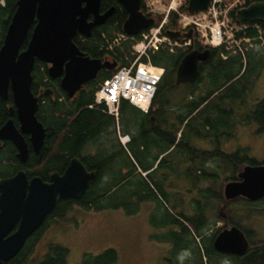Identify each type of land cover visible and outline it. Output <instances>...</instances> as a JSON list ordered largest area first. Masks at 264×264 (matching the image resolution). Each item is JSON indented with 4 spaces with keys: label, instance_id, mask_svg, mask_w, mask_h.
Returning a JSON list of instances; mask_svg holds the SVG:
<instances>
[{
    "label": "trees",
    "instance_id": "1",
    "mask_svg": "<svg viewBox=\"0 0 264 264\" xmlns=\"http://www.w3.org/2000/svg\"><path fill=\"white\" fill-rule=\"evenodd\" d=\"M0 1L1 47L18 0ZM145 1L147 0H142L141 5L144 13L146 12ZM119 8L115 6L114 16L108 19L104 25L94 28L90 38L77 37L73 40L85 56L105 60L108 55L109 59L117 62V68L129 66L134 61L132 45L141 39V34L133 38L127 37L119 45L109 48L115 35L123 34L122 27L126 20V13L122 8L120 11ZM185 8L184 6V11ZM147 16L151 17V15ZM229 16L233 23L239 24L235 18V9L230 12ZM256 24L261 30H264V23ZM167 30H178L175 14L170 15L163 32L165 33ZM244 36L254 39L259 34L253 28L236 34L237 38ZM24 47L25 43L22 49ZM204 49L210 50L211 59L199 65V75L189 83L191 94L197 90L203 80L206 81L211 71L214 74L211 81L214 82L219 77L227 76L226 82L215 86L205 96L197 100L187 97L189 102L184 104L183 111H178V114L170 119L167 114V100L161 95L171 89L173 85L176 86L175 73L183 56L192 50L202 51ZM221 54L228 53L223 48L204 47L194 32L190 38V45L185 48H176L175 52H170L168 48H160L154 53L143 56L141 62L163 68L164 74L157 85L148 113H143L127 101L122 100L119 106L118 121L109 116L101 106L89 108L94 102L93 98L98 85L111 77L115 70H102L95 80L86 83L70 100L57 83L50 81L47 75V66L36 61L32 72L33 94H40L42 88H50L56 98L38 95L39 107L36 116L46 131V137L40 153L38 155L31 153L29 156L26 165L24 164L25 169L29 168L34 175L47 180L51 174H61L71 159L78 158L86 169L95 172L96 176L80 199L59 200L49 221L44 222L28 238L21 252L7 264H64L68 250L59 245L51 244L47 247L44 259H48L44 262L33 261V255L48 230L49 222L65 220L67 214L74 207L93 212L104 209H122L128 215H133L139 211V206L142 203H154L156 210H160L158 213L162 215L161 221L154 225L165 230L166 233L156 238L160 242H167L171 245V258L177 259L179 255L183 256V260H185L190 254L214 255L216 252L212 243L217 230L200 241L196 239L201 237L204 232H208L215 224V220H211L209 216H212L213 213L217 215V208H220L224 200L222 196L224 185L221 186L217 195L212 190L215 183L214 172L217 169H222L223 165L231 164L233 173L225 179V184L228 181L237 180L238 173L245 166L264 164V161L250 160L248 156L244 155L245 149L228 154L222 152L219 146L215 150H202L192 145V141L196 137H217L218 128L221 129L227 125V117L233 114L232 110L225 111L218 108L219 116L213 120L202 119L200 115L205 111L208 99L240 73L241 55H228L226 59H223ZM254 63L258 68H264V47L263 50L258 51V59ZM247 89L246 87L242 88L243 95ZM235 98L238 101L244 99V97ZM204 103L206 104L204 105ZM11 106V94L6 101L0 99V127L11 118L8 111ZM178 108L180 110L181 106ZM124 117L130 122L121 128L124 134L122 136H128L130 132L133 133L135 126H139L140 135L132 136L126 149V146L123 147L117 137L114 138V143L116 142V144L113 143L114 148L118 152L113 156L106 157L110 152L109 149L113 146L110 144L111 137L117 135V123L121 122ZM237 120L245 125L254 123L257 133L264 132V100L255 104L254 109L247 116L244 118L240 116ZM192 121H195L196 125L192 124ZM101 139L107 142L106 145L101 144ZM152 149L155 151H151ZM175 149H177V155L169 156L170 152ZM239 156L243 159H240ZM20 165L12 144L5 143L0 149V177H10L17 169L21 168ZM161 165L170 168L171 177L180 176L192 185L198 198L192 199L187 211L182 209L171 214L166 208L161 207V199L167 196H165L162 181L153 178L154 172ZM220 165L222 166L220 167ZM240 201L246 207L247 216H251L253 213H264V206L260 209L256 208L257 205L264 203V200L253 203ZM236 224L240 226L239 223ZM241 228L245 232L242 226H240ZM219 231L221 230L219 229ZM247 237L250 238V236ZM254 254L255 252H253ZM117 257L116 251L108 248L98 255L85 254L79 264H116ZM258 264H264V246L261 243H258Z\"/></svg>",
    "mask_w": 264,
    "mask_h": 264
},
{
    "label": "water",
    "instance_id": "2",
    "mask_svg": "<svg viewBox=\"0 0 264 264\" xmlns=\"http://www.w3.org/2000/svg\"><path fill=\"white\" fill-rule=\"evenodd\" d=\"M209 0H189L186 11H204ZM127 12L123 33L134 37L149 29L152 18L141 11V0H118ZM100 0H18L16 9L0 47V99L11 94L13 106L9 115H16L19 128L9 119L0 128V140L10 141L17 150L16 157L24 164L28 146L23 135H29L33 151L39 154L46 131L37 119L39 100L32 92V72L35 62L49 65L50 79H60V88L68 98H73L81 88L96 78L102 69L112 71L117 62L101 61L85 56L74 43L76 36L90 38L92 30L104 25L114 8L100 14ZM92 20L89 22V16ZM237 22L264 23V2H254L236 11ZM167 34L173 40L189 39L192 30ZM25 43V47L22 49ZM211 59L209 49L192 50L181 59L175 85L193 81L199 65ZM44 96L52 95L47 88ZM95 172L73 158L61 173L50 175L47 182L38 177L28 179L19 170L12 177L0 180V264L15 258L31 237L57 206L59 200H78L95 179ZM224 186L226 201L239 197L249 202L264 198V165L245 166L238 175ZM214 249L223 254L244 255L249 247L244 234L236 227L223 229L213 242Z\"/></svg>",
    "mask_w": 264,
    "mask_h": 264
},
{
    "label": "rangeland",
    "instance_id": "3",
    "mask_svg": "<svg viewBox=\"0 0 264 264\" xmlns=\"http://www.w3.org/2000/svg\"><path fill=\"white\" fill-rule=\"evenodd\" d=\"M155 1L158 2L155 4ZM188 1L180 0L181 7L187 6ZM231 1L224 0V3L228 5L233 3ZM168 4L169 0H147L145 2L146 13L151 15V18L158 25L164 19ZM232 24L234 23L232 22ZM259 31V36L253 40L250 39L249 42H238V39L235 38L238 43L237 46L242 52L238 51L234 43L227 46L229 56L241 55L242 66L239 68L241 69L239 70L240 73L226 84L224 88L208 99L206 108L204 109L205 111L200 115L202 119L208 118L213 120L219 116L218 108L225 111L232 110L233 114L227 117V125L221 129L218 128V132L216 133L217 137H196L192 141L194 147L202 150H215L219 146L222 152L228 154L245 149L244 155L248 156L250 160L257 162L264 161V132L257 133L254 123L245 125L239 123L237 120L240 116L243 118L247 116L254 109L255 104L257 105L260 101L264 100V68L260 69L254 63L258 59V51L263 50L264 47V31L261 29ZM1 32L2 27L0 26V34ZM120 36L121 34H116L115 38H120ZM197 37L200 41V36L198 35ZM120 40H123V38H120ZM141 41H143V37L132 45L133 53H135L137 45ZM169 41L172 44L171 46L165 44L161 48L170 49L174 45V42L171 39ZM201 44H204L203 41ZM188 45V41H185V43L176 42L172 52H175L176 48H185ZM112 46L111 43L110 47ZM213 76L214 74L211 71L206 81L203 80L193 94H191L190 84L173 85L171 89L165 91L161 97L167 100L168 117L172 119L178 114V111H183L184 104L189 102L187 97H193V100H197L205 96L215 86L222 85L226 82L227 76L219 77L214 82L211 81L213 80ZM243 87L248 88L244 92V95L242 92ZM235 97H244V99L238 101ZM178 106H181L180 110ZM124 118L121 122L117 123V136L124 135L121 128L124 124L126 125L127 122H130V120L127 121ZM195 121H192V124L196 125ZM134 129L133 133L130 132L128 134L129 142L132 136L137 137L140 135L139 126H135ZM100 142L103 145L107 143L104 139H101ZM151 151L155 150L152 149ZM170 155L176 156L177 149L170 152ZM239 158L243 159L240 156ZM214 173L215 183L212 190L217 195L221 186L227 184V182L224 184V181L233 173V167L231 164L223 165L222 169H217ZM153 178L162 181L163 189L166 193L165 196L167 197L161 199V207L166 208L171 214H175L182 209L187 211L189 209V203H191L193 198L197 197L195 191L192 189V185L187 180L180 178V176L171 177L170 168L165 165H161L154 172ZM224 186L222 188V196ZM227 204L228 206H226ZM224 205L226 206L225 210L223 209ZM262 206H264V203L257 205L256 208L260 209ZM158 211L160 212V210H156L154 203H142L139 206V211L133 215H128L122 209H104L93 212L74 207L67 214L65 220H56L48 224V230L37 246L33 255V261L37 263L46 261L48 258L44 259V255L47 252V247L54 244L68 250V256L64 264H79L85 254H91L92 256L98 255L108 248L116 251L118 256L116 264H163V259L166 257L170 244L160 242L156 238L166 233L165 230L154 225L158 224L162 218V215ZM186 211L185 213L188 214ZM216 213H219V215L214 218L215 224L208 232L211 233L223 228L224 215L228 214L229 216H233L245 231L251 233L253 238H258V243L264 246V213H253L251 216H247L246 207L243 206L242 201L236 200L228 202L225 199L220 208H217Z\"/></svg>",
    "mask_w": 264,
    "mask_h": 264
},
{
    "label": "built area",
    "instance_id": "4",
    "mask_svg": "<svg viewBox=\"0 0 264 264\" xmlns=\"http://www.w3.org/2000/svg\"><path fill=\"white\" fill-rule=\"evenodd\" d=\"M153 1V0H152ZM251 0H232L231 4H225L224 0H210L208 7L203 12L189 14L181 11L180 0H169L161 23L151 28L142 35L143 41L137 45L136 58L129 66L119 68L109 79L105 80L95 93L94 102L89 108L101 106L105 112L117 119L120 100H126L143 112H147L150 103L156 93L157 85L164 73L160 67H154L149 63H142L139 59L148 52L157 51L161 46L168 44L170 39L163 34V27L168 21L169 15L175 14L177 24L182 30L192 28L200 36L203 45L212 48L225 47L234 43L237 46L235 34L245 31L253 26L232 24L229 14L233 9H239ZM158 1H155V4ZM122 39L123 36H120ZM120 38L114 40L118 43ZM249 42V38L238 39V42ZM176 42H174V45ZM173 46L170 47L172 51ZM223 56V55H222Z\"/></svg>",
    "mask_w": 264,
    "mask_h": 264
},
{
    "label": "flooded vegetation",
    "instance_id": "5",
    "mask_svg": "<svg viewBox=\"0 0 264 264\" xmlns=\"http://www.w3.org/2000/svg\"><path fill=\"white\" fill-rule=\"evenodd\" d=\"M261 1H264V0H261ZM102 4H104V5H102ZM141 5H142V0H141ZM115 6H117V7H120L119 8V10L120 11H122L121 10V8L124 10V8L121 6V5H119L118 4V0H100V9H99V12H100V14H103V13H105V12H107L110 8H114V11H113V13H112V15H111V17L112 16H114V14H115V12H116V10H115ZM140 11L144 14V15H146L147 16V13L145 12L144 13V11L142 10V7L140 6ZM124 12L126 13V19H127V12L124 10ZM110 17V18H111ZM109 18V19H110ZM92 20V16L90 15L89 16V19H88V21L90 22ZM107 22V21H106ZM102 26V25H101ZM99 27V26H98ZM167 31H172V30H167ZM182 34H184V31L183 32H180V35H182ZM193 34H194V31H192V36H193ZM77 37H81V36H76L75 38H77ZM74 38V39H75ZM180 40H183V38H180ZM107 56V59H105V61L106 60H108L109 58V56L108 55H106ZM40 63V62H39ZM44 64V63H43ZM46 65V64H45ZM47 66V68L49 67V65H46ZM102 70H105V71H108V70H106V69H102ZM102 70H100L99 72H101ZM99 72H98V74H99ZM199 72H200V70H199ZM98 74H97V76H98ZM198 75H199V73H198ZM96 76V77H97ZM197 78V77H196ZM195 78V79H196ZM96 79V78H95ZM94 79V80H95ZM194 79V80H195ZM50 81L52 82V83H57V85L60 87V79L58 78V79H55V80H52V79H50ZM93 81V80H92ZM90 82V81H89ZM192 81H190V82H188V83H184V84H189V83H191ZM50 89V88H49ZM61 89V88H60ZM44 89L42 88L41 90H40V95L42 94V91H43ZM51 91H52V95H50L49 96V98H52V99H54V98H56V97H54V92H53V90L52 89H50ZM37 96V95H36ZM75 97V96H74ZM73 97V98H74ZM37 98H38V100H39V97L37 96ZM62 98H64V97H62ZM68 98V97H67ZM73 98H68V99H73ZM2 100V99H1ZM61 100V99H60ZM4 101V100H3ZM6 101V100H5ZM39 102V101H38ZM12 106H13V104H12ZM11 106V107H12ZM155 112V110L153 111V113ZM148 113V112H147ZM10 116V115H9ZM11 118V120L13 121V118H14V121H15V123H14V121H13V123H14V125H15V127L16 128H19V122H18V120H17V118H16V115H13V116H10ZM7 122V121H6ZM5 122V123H6ZM4 123V124H5ZM3 124V125H4ZM2 125V126H3ZM1 126V127H2ZM0 127V128H1ZM23 135V138H24V140H25V142L27 143V146H28V155H27V159H26V162L25 163H27V161H28V158H29V156L31 155V153H33L34 155H38V154H36L34 151H33V149H32V147H31V144H30V140H29V135H26V134H22ZM116 137H117V139H118V141H119V138H118V136L117 135H112V137H111V142H110V144L112 145L113 143H114V140L116 139ZM115 138V139H114ZM11 143L10 141H6V140H0V149H2V147L5 145V143ZM120 142V141H119ZM12 144V143H11ZM114 144H116V142L114 143ZM114 144H113V146H111V148L109 149L110 150V152L106 155V157H110V156H113V155H115L116 154V152H118L117 150H116V148H114ZM121 144V143H120ZM12 146H13V144H12ZM14 147V146H13ZM14 149H15V147H14ZM42 149V148H41ZM16 150V149H15ZM41 151V150H40ZM40 153V152H39ZM16 154H17V150H16ZM101 156V155H100ZM102 157V156H101ZM17 158V157H16ZM76 159H78V158H76ZM17 160H18V158H17ZM79 160V159H78ZM18 162L20 163V161L18 160ZM24 163V164H25ZM21 165V168H19V169H17L16 171H15V173H13L10 177H12L14 174H16V172L17 171H19V170H23V171H25V173H26V175H27V177H28V179H31V178H33V177H38V178H40L42 181H44V182H47L48 180H49V178L47 179V180H43L41 177H39L38 175H34V173L31 171V169H25V167H24V164H22V163H20ZM26 165V164H25ZM30 173H32V175H29ZM55 174V173H54ZM59 174V173H58ZM52 175V174H51ZM10 177H0V180H2V179H7V178H10ZM50 177V176H49ZM229 182V181H228ZM223 199H224V196H223ZM240 201V200H244V201H248L246 198H244V197H239V198H236V199H234V200H231V201ZM230 202V201H229ZM256 202H258V201H256ZM226 206H228V204L226 205ZM225 205L223 206V209L225 210L226 207ZM55 210V209H54ZM223 210V211H224ZM53 213V212H52ZM51 213V214H52ZM51 214L49 215V216H47V218L44 220V222H47V221H49V217L51 216ZM210 214V213H209ZM214 214V213H213ZM212 214V216L210 215L209 216V218L210 219H212V220H214V218H216L217 217V215H219V213H217V215H213ZM235 214V213H234ZM43 222V223H44ZM50 222H52V220L50 221ZM49 222V223H50ZM223 223H224V227L223 228H220V230L222 231L223 229H230L231 227H236V228H238L243 234H244V236L246 237V239H247V241H248V244H249V247H248V250H247V252L244 254V255H241V256H239V255H236V254H223V253H220V252H217L215 249H214V246H213V249H214V251L216 252L214 255H209V256H204V254H201V255H198V254H190L189 255V257L187 258V259H185V260H183V256L182 257H180L179 255L177 256V259L176 258H171V251H172V247H171V245L169 246L170 248L168 249V251H167V254H166V257L163 259V264H258V238H256V237H254L253 238V236H252V234L251 233H247L246 231L244 232L243 230H242V228L240 229V226H238L236 223V220L233 218V216H229L228 214H225L224 215V220H223ZM43 225V224H42ZM41 225V226H42ZM220 231H219V229H217V233L215 234V236H214V239H215V237L218 235V233H219ZM214 232H204L202 235H201V237H199V238H196L197 239V241H200V239H203V238H205L206 236H209V235H212ZM247 236H250V238H248ZM214 239H213V242H214ZM169 244V243H168ZM212 245H213V243H212ZM253 252H255V254L253 255ZM201 258V259H200ZM182 260H183V263H182ZM7 264V263H6Z\"/></svg>",
    "mask_w": 264,
    "mask_h": 264
}]
</instances>
